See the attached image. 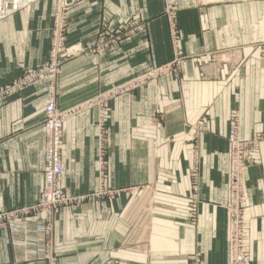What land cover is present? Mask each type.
I'll use <instances>...</instances> for the list:
<instances>
[{"label":"crops","instance_id":"obj_1","mask_svg":"<svg viewBox=\"0 0 264 264\" xmlns=\"http://www.w3.org/2000/svg\"><path fill=\"white\" fill-rule=\"evenodd\" d=\"M54 2L0 20V85L48 61ZM177 10L180 67L107 102L104 179L114 195L60 210L51 240L59 264H226L219 204L228 195L230 113L239 115L242 139L264 131V0H179ZM69 13V44H89L102 19L110 27L137 19L140 30L110 50L63 63L55 86L62 109L175 57L162 0H85ZM48 96L41 81L0 107V210L35 203L44 187ZM97 116L98 106L87 107L69 118L63 134L60 184L71 195L99 187ZM260 144L257 164L246 171L251 264H264ZM24 229L38 234L41 227L29 221ZM21 236L0 227V264H49Z\"/></svg>","mask_w":264,"mask_h":264},{"label":"built area","instance_id":"obj_2","mask_svg":"<svg viewBox=\"0 0 264 264\" xmlns=\"http://www.w3.org/2000/svg\"><path fill=\"white\" fill-rule=\"evenodd\" d=\"M41 0H0V20L24 9ZM85 0H55L53 8L52 26L50 34V49L48 61L37 67L25 68L20 76L10 83L0 85V107L14 97L22 96L27 89L37 85L41 81H47L49 96L44 103V134L46 143L44 147L43 180L44 187L35 203L29 206L14 207V209L0 210V227L9 228L12 232H21L23 246L32 247L33 252H38L45 257L49 264H59V259L52 248L53 222L60 214V210L71 205L75 200H83L85 196H72L60 184L64 174L61 163L64 148V131L67 122L72 115L79 113L87 107L98 106V164L99 186L105 176V131L107 118L105 106L108 101L121 94H132L140 86L155 82L162 74L179 69L182 56L179 51V29L176 25V14L179 0H162L163 10L168 19L170 40H172L174 59L170 62L157 66H147L140 74L133 75L117 84L105 87L95 97L62 109L56 104V80L63 63L71 57L87 52L97 55L102 51L110 50L118 45L121 40L131 37L138 32L140 26L137 19H131L118 26L110 27L102 19L94 37L82 46L81 43H68L69 35V10L72 6L84 3ZM229 118L228 140V195L224 203L219 206L226 214V264H251V258L246 251L247 218L245 214V195L247 189L246 171L250 166L256 165L254 156L259 151L261 142L264 141V131L256 132L247 139L239 135V115L232 110ZM202 126H194V131H202ZM194 160L199 157V146L194 144ZM196 178V166L191 173ZM105 194H112V190H105ZM190 213L196 211L195 201L189 204ZM38 224L41 229L34 234L24 229L27 222ZM194 259V257H192ZM196 264V260H194Z\"/></svg>","mask_w":264,"mask_h":264},{"label":"rangeland","instance_id":"obj_3","mask_svg":"<svg viewBox=\"0 0 264 264\" xmlns=\"http://www.w3.org/2000/svg\"><path fill=\"white\" fill-rule=\"evenodd\" d=\"M232 58H233V56H232ZM232 58H231V60L233 62L232 64H236L237 63V60L236 59H232ZM227 60H229V59L228 58H223V62L224 63H228ZM231 60H230V63H228L230 65H231ZM107 87H109V86H107ZM105 170H106V165H105ZM105 182H106V180L103 178L102 185H100L97 189L92 190L89 194L72 195V196H85V198L83 200H75L74 203H72L71 205H68V206H72V205H75V204H83V203L84 204H90V202H92V201L102 200V199H105V197H108V196L110 197V196L114 195V193H112V194H105L104 193L105 190H107V187L105 186Z\"/></svg>","mask_w":264,"mask_h":264}]
</instances>
